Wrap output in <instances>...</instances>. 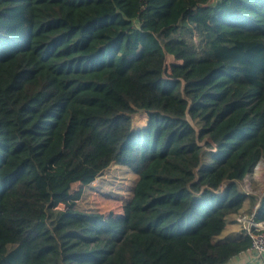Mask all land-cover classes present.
Masks as SVG:
<instances>
[{
	"label": "trees",
	"instance_id": "trees-1",
	"mask_svg": "<svg viewBox=\"0 0 264 264\" xmlns=\"http://www.w3.org/2000/svg\"><path fill=\"white\" fill-rule=\"evenodd\" d=\"M261 159L264 0H0V264H227ZM112 164L123 213L78 209Z\"/></svg>",
	"mask_w": 264,
	"mask_h": 264
},
{
	"label": "rangeland",
	"instance_id": "rangeland-1",
	"mask_svg": "<svg viewBox=\"0 0 264 264\" xmlns=\"http://www.w3.org/2000/svg\"><path fill=\"white\" fill-rule=\"evenodd\" d=\"M168 62L171 58H168ZM146 115L140 114L134 118L133 126L141 127L146 123ZM115 165V166H112ZM96 181L91 182L94 189L81 192L77 207L80 210H97L100 213H114L120 211L126 198L132 194L137 176L127 167L112 164ZM257 171V172H256ZM259 171V172H258ZM254 178L246 176L239 182L240 190L246 194L262 197L264 195V159H261L254 169ZM85 183L76 181L72 186L73 193L77 192ZM96 190L95 194H92ZM62 208V206H60Z\"/></svg>",
	"mask_w": 264,
	"mask_h": 264
},
{
	"label": "crops",
	"instance_id": "crops-1",
	"mask_svg": "<svg viewBox=\"0 0 264 264\" xmlns=\"http://www.w3.org/2000/svg\"><path fill=\"white\" fill-rule=\"evenodd\" d=\"M146 119H147V117H146ZM112 166H115V165H112ZM248 176L251 178L255 177L254 174L253 175L251 174ZM96 180L97 179H95L94 181H96ZM86 187H88V189H94L97 186H93L92 184L89 183V184L83 185L79 190H76V191L81 193L82 191H85ZM93 191L94 192L92 194H95L96 190H93ZM71 192L73 193L72 188H71ZM130 197H131V195L129 196L128 199L126 198L124 204L130 199ZM257 198L259 199L260 197H257ZM77 204H78V202H77ZM258 205H259V200H257V203H255L254 205H252V203L249 200H247L244 203L240 213L252 212L258 207ZM123 206H122L120 211L114 212V214H122L123 213ZM91 210H94V209L91 208ZM86 211H89V210H86ZM104 214H107V213H104ZM236 217H237V215H230L226 218L225 229L223 230L221 235L218 237V239H220V240H238L244 236L240 230L239 225L236 222ZM261 260H264V259H261ZM227 264H258V260H255L251 251L249 249H247L246 251L241 252L239 255H237L236 257L231 259Z\"/></svg>",
	"mask_w": 264,
	"mask_h": 264
},
{
	"label": "built area",
	"instance_id": "built-area-1",
	"mask_svg": "<svg viewBox=\"0 0 264 264\" xmlns=\"http://www.w3.org/2000/svg\"><path fill=\"white\" fill-rule=\"evenodd\" d=\"M236 222L244 236L251 240L249 250L255 260L264 259L260 256L258 249L264 250V222L257 220L255 210L248 213H240L236 217Z\"/></svg>",
	"mask_w": 264,
	"mask_h": 264
},
{
	"label": "clouds",
	"instance_id": "clouds-1",
	"mask_svg": "<svg viewBox=\"0 0 264 264\" xmlns=\"http://www.w3.org/2000/svg\"><path fill=\"white\" fill-rule=\"evenodd\" d=\"M259 255L264 256V250L258 249ZM258 264H264V260H258Z\"/></svg>",
	"mask_w": 264,
	"mask_h": 264
},
{
	"label": "bare ground",
	"instance_id": "bare-ground-1",
	"mask_svg": "<svg viewBox=\"0 0 264 264\" xmlns=\"http://www.w3.org/2000/svg\"><path fill=\"white\" fill-rule=\"evenodd\" d=\"M257 172V171H256ZM259 172V171H258ZM256 175V174H255Z\"/></svg>",
	"mask_w": 264,
	"mask_h": 264
}]
</instances>
